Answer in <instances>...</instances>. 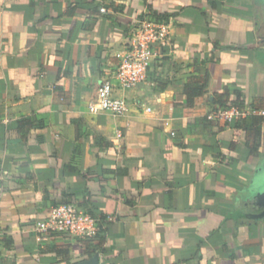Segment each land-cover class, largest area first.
I'll use <instances>...</instances> for the list:
<instances>
[{"label":"crops","instance_id":"0c3cea01","mask_svg":"<svg viewBox=\"0 0 264 264\" xmlns=\"http://www.w3.org/2000/svg\"><path fill=\"white\" fill-rule=\"evenodd\" d=\"M151 14L170 34L145 80L115 90L127 111L90 113ZM188 82L205 83L192 105ZM237 90L264 110V0H0V264H264V218L245 216L264 122L207 117ZM63 202L107 217L96 251L36 239Z\"/></svg>","mask_w":264,"mask_h":264},{"label":"built area","instance_id":"2783aa9c","mask_svg":"<svg viewBox=\"0 0 264 264\" xmlns=\"http://www.w3.org/2000/svg\"><path fill=\"white\" fill-rule=\"evenodd\" d=\"M170 34V25L165 21L151 17L136 19L130 30V42L116 56V68L102 79L97 87L94 98L88 103V111L93 114L111 112L122 115L128 109L126 100L114 94L116 89L133 88L138 82L145 80L147 70L158 54L159 45L166 44ZM150 108H147L149 110ZM246 114H260L264 110H245L236 107L221 108L208 113L209 119L230 121ZM99 219L75 203L54 205L37 220L33 231L36 239L41 241L50 234H65L77 239L95 236L98 231Z\"/></svg>","mask_w":264,"mask_h":264},{"label":"trees","instance_id":"16d2710c","mask_svg":"<svg viewBox=\"0 0 264 264\" xmlns=\"http://www.w3.org/2000/svg\"><path fill=\"white\" fill-rule=\"evenodd\" d=\"M151 15H150V17L155 19V20H163L161 18H166V17L160 18L159 16H155V15L151 16ZM204 89H205V83L204 82L203 83L188 82L184 87V94L187 98L188 103L190 105H192L194 100H195V97H199V96H202L204 94ZM219 105H220V107L217 109L230 108V107H236L239 109H243L244 108V98H243L241 92L237 90L234 92V99H232V100L220 99ZM217 109H215V110H217ZM257 119L260 122H262V121L264 122V116H262V115H258ZM262 134H263V126L262 125L256 126V128L254 130L255 139L252 142V145L249 149L250 150L249 153H252L253 155H257L259 153V149L261 148V145H262ZM63 203H70V202H63ZM82 209H84V208H82ZM84 210L99 219L98 231H97L96 235L92 236V237L85 238V239H89V240L96 239L98 241V244L91 248V252H94V251H96L97 246L102 242L103 237H102L101 233L104 231V225H105V222L107 221L106 220L107 217L104 215H101V214H99V215L95 214L88 209H84Z\"/></svg>","mask_w":264,"mask_h":264},{"label":"water","instance_id":"95a60500","mask_svg":"<svg viewBox=\"0 0 264 264\" xmlns=\"http://www.w3.org/2000/svg\"><path fill=\"white\" fill-rule=\"evenodd\" d=\"M254 181H252L253 183ZM252 192L251 204H257L262 209L258 212L245 213V216L255 219L264 218V176H260L255 186L250 188ZM248 203H246V206ZM75 264H100L99 252H95L92 256L76 262Z\"/></svg>","mask_w":264,"mask_h":264},{"label":"flooded vegetation","instance_id":"af4514ba","mask_svg":"<svg viewBox=\"0 0 264 264\" xmlns=\"http://www.w3.org/2000/svg\"><path fill=\"white\" fill-rule=\"evenodd\" d=\"M246 208H247V211H251L252 208H253V205H252V207H251V205H250L249 207H246ZM254 209H256V208H254ZM257 209H259L258 211H260L262 208L257 207Z\"/></svg>","mask_w":264,"mask_h":264},{"label":"rangeland","instance_id":"374dc122","mask_svg":"<svg viewBox=\"0 0 264 264\" xmlns=\"http://www.w3.org/2000/svg\"><path fill=\"white\" fill-rule=\"evenodd\" d=\"M258 177V175L256 176V178Z\"/></svg>","mask_w":264,"mask_h":264}]
</instances>
